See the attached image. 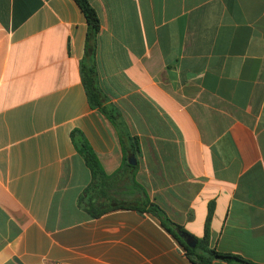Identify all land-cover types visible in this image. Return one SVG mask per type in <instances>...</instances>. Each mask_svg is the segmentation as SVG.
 <instances>
[{
	"label": "crops",
	"instance_id": "crops-1",
	"mask_svg": "<svg viewBox=\"0 0 264 264\" xmlns=\"http://www.w3.org/2000/svg\"><path fill=\"white\" fill-rule=\"evenodd\" d=\"M88 1L99 88L138 138L135 181L196 238L212 202L209 247L264 264V0ZM86 29L74 0H0V264H197L155 216L78 203L77 142L108 175L122 162L81 81ZM127 183L107 191L123 200Z\"/></svg>",
	"mask_w": 264,
	"mask_h": 264
},
{
	"label": "trees",
	"instance_id": "trees-1",
	"mask_svg": "<svg viewBox=\"0 0 264 264\" xmlns=\"http://www.w3.org/2000/svg\"><path fill=\"white\" fill-rule=\"evenodd\" d=\"M74 2L79 6L87 24L84 54L79 61V71L87 101L91 107L99 109L115 127L122 150L121 165L115 172L108 175L104 172L91 147L85 142H77L78 152L91 174V182L79 196V205L93 217L100 216L116 208H133L140 213H149L159 220L160 225L168 233L182 243L187 256L197 264H210L214 260L224 261L228 264H255L237 254L221 252L209 247L210 220L214 209L212 202L208 205L203 236L196 238L186 232L182 226L172 222L164 211L149 199L145 190L135 181L138 166L137 156L140 152L138 138L131 135L118 109L107 102L97 81L95 46L96 35L100 28L99 18L88 0H74ZM130 155L135 158L134 164L127 161ZM124 178L128 182L125 188L127 189V198L118 201L108 193L107 188L118 179L123 180ZM177 232L196 240V245L193 248L186 246L178 237Z\"/></svg>",
	"mask_w": 264,
	"mask_h": 264
},
{
	"label": "water",
	"instance_id": "water-1",
	"mask_svg": "<svg viewBox=\"0 0 264 264\" xmlns=\"http://www.w3.org/2000/svg\"><path fill=\"white\" fill-rule=\"evenodd\" d=\"M127 161L128 163L130 164H134L135 163V158L133 155H130L128 158H127ZM178 234V237L184 242V244L190 248H193L195 245H196V240L194 239H191L189 238L188 236L180 233V232H177Z\"/></svg>",
	"mask_w": 264,
	"mask_h": 264
},
{
	"label": "rangeland",
	"instance_id": "rangeland-1",
	"mask_svg": "<svg viewBox=\"0 0 264 264\" xmlns=\"http://www.w3.org/2000/svg\"><path fill=\"white\" fill-rule=\"evenodd\" d=\"M115 197H117V198H125V199L127 198L126 196L118 194V193L115 195Z\"/></svg>",
	"mask_w": 264,
	"mask_h": 264
}]
</instances>
